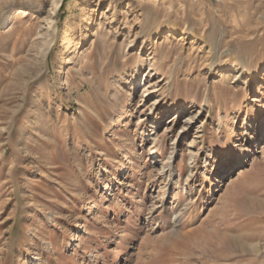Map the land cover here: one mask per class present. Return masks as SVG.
I'll list each match as a JSON object with an SVG mask.
<instances>
[{"label":"rangeland","instance_id":"rangeland-1","mask_svg":"<svg viewBox=\"0 0 264 264\" xmlns=\"http://www.w3.org/2000/svg\"><path fill=\"white\" fill-rule=\"evenodd\" d=\"M0 264H264V0L0 3Z\"/></svg>","mask_w":264,"mask_h":264},{"label":"bare ground","instance_id":"bare-ground-1","mask_svg":"<svg viewBox=\"0 0 264 264\" xmlns=\"http://www.w3.org/2000/svg\"><path fill=\"white\" fill-rule=\"evenodd\" d=\"M8 2L9 3H22V4H25V5L28 4V5L32 6V5H34V2H38V0H0L1 5H4V4L8 3ZM50 4H51V7L55 9V8H57L60 5V0H50ZM19 12H20L19 9H16L15 14H17V13L19 14ZM23 14L26 15L27 14L26 11H24ZM20 15H21V13H20ZM49 24H50V22H49ZM51 24L49 25V27L52 28ZM155 26H156V24H155ZM158 27L152 28V31H154V33H156V34H159V31H160ZM176 29L177 28L175 26H173V25H169V26L166 27L167 32H174V31H176ZM48 48H50V44H49ZM220 64L224 65V63L222 61L220 62ZM218 67H219V65H218ZM158 93H162V91L160 90V91H158ZM168 160H169V158H168Z\"/></svg>","mask_w":264,"mask_h":264}]
</instances>
